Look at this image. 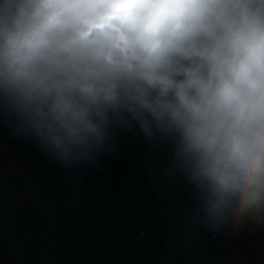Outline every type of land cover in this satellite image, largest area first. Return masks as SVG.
<instances>
[{
    "label": "clouds",
    "instance_id": "clouds-1",
    "mask_svg": "<svg viewBox=\"0 0 264 264\" xmlns=\"http://www.w3.org/2000/svg\"><path fill=\"white\" fill-rule=\"evenodd\" d=\"M0 97L60 152L130 113L212 208L264 209V0H0Z\"/></svg>",
    "mask_w": 264,
    "mask_h": 264
},
{
    "label": "water",
    "instance_id": "water-1",
    "mask_svg": "<svg viewBox=\"0 0 264 264\" xmlns=\"http://www.w3.org/2000/svg\"><path fill=\"white\" fill-rule=\"evenodd\" d=\"M0 264H264V209L212 208L130 113L60 152L0 97Z\"/></svg>",
    "mask_w": 264,
    "mask_h": 264
}]
</instances>
